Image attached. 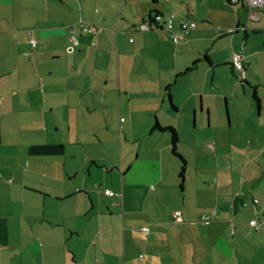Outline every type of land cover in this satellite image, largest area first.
Segmentation results:
<instances>
[{
    "label": "crops",
    "instance_id": "obj_1",
    "mask_svg": "<svg viewBox=\"0 0 264 264\" xmlns=\"http://www.w3.org/2000/svg\"><path fill=\"white\" fill-rule=\"evenodd\" d=\"M244 1L0 0V264H264V7ZM154 15L197 28L174 44L138 29ZM80 20L101 32L68 52Z\"/></svg>",
    "mask_w": 264,
    "mask_h": 264
},
{
    "label": "built area",
    "instance_id": "obj_2",
    "mask_svg": "<svg viewBox=\"0 0 264 264\" xmlns=\"http://www.w3.org/2000/svg\"><path fill=\"white\" fill-rule=\"evenodd\" d=\"M246 5L249 9H256L264 7V0H245ZM69 30V47L68 52H72L75 48L79 47V41L76 36L75 29H78L81 34L86 35H92L97 36L101 32V28L97 27L95 25L85 23L83 21H79L73 25H71ZM159 28H164L165 31L168 32L170 39L174 44H177L178 41L182 38V36L187 35L189 32L195 30L197 28V25L194 21H186V22H179L175 26V20L173 16H169L168 18H164L161 15H155V17L152 20H148L140 25H138L139 30L143 31H150V30H156ZM28 36H31V31L27 32ZM30 47L33 49L36 47V41L32 38L29 40ZM232 66L234 70L238 73H240V78H243L244 75V66L240 61V55H235ZM104 194L110 197H119V195H116L112 191L105 190ZM120 204V202H118ZM174 220H180V213L175 212L174 213ZM200 221L204 224H206L209 221L208 216L201 217ZM250 227H256V222L253 220L249 222ZM148 230V229H145Z\"/></svg>",
    "mask_w": 264,
    "mask_h": 264
},
{
    "label": "rangeland",
    "instance_id": "obj_3",
    "mask_svg": "<svg viewBox=\"0 0 264 264\" xmlns=\"http://www.w3.org/2000/svg\"><path fill=\"white\" fill-rule=\"evenodd\" d=\"M244 2H245V1H244ZM236 6H238V8L241 9V6H240L239 4L236 5ZM204 21H206V20H204ZM202 23H206L207 25L209 24V26L211 25V26L215 27V26H214L215 24L212 23V22H210V21H209V22L206 21V22H202ZM200 24H201V23H200ZM200 24H199V22H198V25H200ZM195 30H196V29H195ZM193 31H194V30H193ZM123 118H125V117L123 116ZM121 121H123V119H121Z\"/></svg>",
    "mask_w": 264,
    "mask_h": 264
},
{
    "label": "trees",
    "instance_id": "obj_4",
    "mask_svg": "<svg viewBox=\"0 0 264 264\" xmlns=\"http://www.w3.org/2000/svg\"><path fill=\"white\" fill-rule=\"evenodd\" d=\"M227 1L230 2V0H227ZM154 17H155V15H154ZM154 17H153V18H154ZM153 18H152V19H153ZM69 27H70V26H69ZM76 30H78V29H75V32H76ZM189 33H190V32H189ZM82 35H83V36H86V34H81V36H82ZM76 36H77V35H76ZM169 38H170V37H169ZM171 41H172V40H171ZM190 70H191V69H188L187 71H190ZM255 222H256V221H255ZM248 225H249V224H248ZM249 227H250V226H249ZM254 228H255V230H258V225H257V227H254Z\"/></svg>",
    "mask_w": 264,
    "mask_h": 264
},
{
    "label": "water",
    "instance_id": "obj_5",
    "mask_svg": "<svg viewBox=\"0 0 264 264\" xmlns=\"http://www.w3.org/2000/svg\"><path fill=\"white\" fill-rule=\"evenodd\" d=\"M236 1H240V0H236Z\"/></svg>",
    "mask_w": 264,
    "mask_h": 264
}]
</instances>
